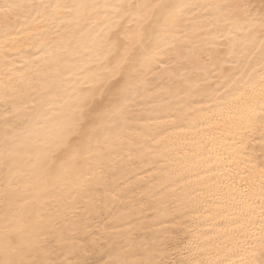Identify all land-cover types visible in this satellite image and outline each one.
Segmentation results:
<instances>
[{
	"label": "snow or ice",
	"instance_id": "1",
	"mask_svg": "<svg viewBox=\"0 0 264 264\" xmlns=\"http://www.w3.org/2000/svg\"><path fill=\"white\" fill-rule=\"evenodd\" d=\"M0 264H264V0H0Z\"/></svg>",
	"mask_w": 264,
	"mask_h": 264
}]
</instances>
